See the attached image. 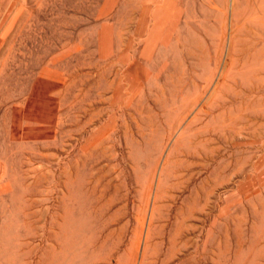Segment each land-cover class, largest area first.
<instances>
[{"label":"rangeland","instance_id":"374dc122","mask_svg":"<svg viewBox=\"0 0 264 264\" xmlns=\"http://www.w3.org/2000/svg\"><path fill=\"white\" fill-rule=\"evenodd\" d=\"M0 264H264V0H0Z\"/></svg>","mask_w":264,"mask_h":264},{"label":"bare ground","instance_id":"6f19581e","mask_svg":"<svg viewBox=\"0 0 264 264\" xmlns=\"http://www.w3.org/2000/svg\"><path fill=\"white\" fill-rule=\"evenodd\" d=\"M203 106V105H202Z\"/></svg>","mask_w":264,"mask_h":264}]
</instances>
